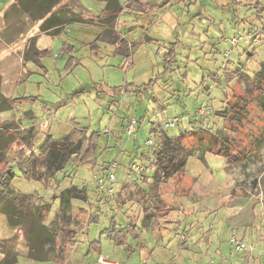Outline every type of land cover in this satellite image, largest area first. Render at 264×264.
<instances>
[{"label":"rangeland","instance_id":"rangeland-1","mask_svg":"<svg viewBox=\"0 0 264 264\" xmlns=\"http://www.w3.org/2000/svg\"><path fill=\"white\" fill-rule=\"evenodd\" d=\"M66 1L59 9H70L71 18L86 23L67 24L52 37L41 35L39 22L18 0H2L0 11L11 2L13 14L0 20L6 23L0 30V110L7 99L15 102L0 111V128L9 123L20 124L21 133L33 128L28 155H39L48 137L58 140L75 129L99 134L93 164H69L48 183L29 182L12 166L15 191L49 207L46 225L59 212L60 192L71 186L88 196L87 203L72 202L73 215L84 209L97 222L72 238L75 246L38 262L29 258L22 231L9 227L0 214V251L13 248L16 264H104L101 259L109 264H264V143L252 146L264 137V82L255 81L257 87L251 82L264 66V12L256 9L257 1H142L154 7L153 13L119 16L112 28L120 38L116 44L112 29L105 35L98 20L104 2ZM127 1L119 3L125 7ZM259 2L264 7V0ZM33 36L36 42L41 37L37 48L48 51L39 64L23 60V48ZM236 97H245L249 106L242 124L231 126L239 130L236 144L255 154L233 163L210 154L201 162L195 154L184 173L160 183L154 165L161 135L222 129ZM133 120L136 130L129 135ZM19 150L24 149L17 144L14 151ZM8 159L0 170H8L14 161ZM132 164L144 173L133 174ZM110 174L118 180L113 187ZM100 180L112 188L110 195L100 189ZM153 204L180 209L160 223L159 234L146 212ZM132 221L136 237L130 234L127 245H116L106 234L112 223L124 229ZM232 238L254 251L235 252ZM64 241L60 232L59 242Z\"/></svg>","mask_w":264,"mask_h":264},{"label":"trees","instance_id":"trees-1","mask_svg":"<svg viewBox=\"0 0 264 264\" xmlns=\"http://www.w3.org/2000/svg\"><path fill=\"white\" fill-rule=\"evenodd\" d=\"M63 1L18 0L19 7L24 8L28 12L33 22L44 21L41 25L42 32H48L53 29L50 32L51 36L59 35L62 32V28L67 24L84 23L81 18H71L70 14L72 13L69 11L70 9L68 11L63 9L57 10ZM98 1L106 3L103 13L98 17L105 35L109 31L108 29L115 28L116 20L125 11L151 16L154 8L142 2L147 0H128L125 7L120 5L119 0ZM256 1V9L259 13H263L264 7L260 4L259 0ZM54 10L56 12H53ZM105 35H101L100 38ZM112 37L115 38L114 44L120 40L115 34L114 29H112ZM36 43V38H33L24 53V61L30 60L35 64H39L41 58L47 55L48 51H40L37 49ZM170 58L171 56L167 57V64ZM238 78L241 81L245 79L241 75ZM256 78L258 79L251 81L255 87H257L255 81H258L257 83L259 84L264 82V66ZM245 80H249V77ZM230 82L231 79H227V83ZM138 92L140 93V91ZM246 93L252 92L248 91ZM227 96L231 97V93ZM24 101L27 102L29 99L26 98ZM14 102L13 99H10L8 101L9 106L12 107ZM260 106L264 112V97ZM248 107L245 97H236L234 101L231 100L225 111L223 128L217 131L203 130L198 135L194 132H188L180 134L177 137H169L165 134L161 135L160 147L155 153L154 165L158 181L165 184L167 181L173 180L184 173L183 171L187 166L188 159L195 157V154H197V159L201 162L206 161V156L210 154L225 157L231 163L240 158L247 160V156L255 154L252 148L249 150L244 147V150H238L241 147L236 144L238 142V138L236 137L239 134V130L237 128L232 129L231 127L234 126L235 122L242 124ZM21 129L20 124L17 123L5 124L0 128V165L9 160L8 158L14 159L15 155H17L16 159L9 164L10 169L0 170V214L4 216L6 224L9 227L22 231L28 246L29 258L41 262L48 260L52 254H63L65 250L75 246L72 238L76 235L85 234L87 226L91 223H96L97 218L95 215H90L84 209H79L78 214L73 215L72 202L81 201L87 203L88 196L84 190L71 186L60 192L59 197H57L60 207L59 212L56 219L50 225H46L45 216L49 212V207L47 205H36V197L33 195L17 193L15 191L13 182L16 179V175L12 166L16 164L19 170H21L23 178L29 182L48 183L58 173L64 171L69 164L75 166L93 164L99 134L92 133L90 136H87L82 130L75 129L58 140L48 137L39 155H36L34 152L28 155L25 152L32 149L35 133L33 128L23 133H21ZM254 142L257 144H253L252 146L260 148L261 143H264V137L262 139H258L257 137ZM17 144H20L24 150L14 151V147ZM245 151L249 153L245 154ZM176 211H180V209L175 204L170 207L168 206L166 210H162L161 207L154 206V204L146 209L147 214L149 213L148 218L153 224L156 234L162 231L160 223L162 221L167 223L172 213ZM181 212L184 211L182 210ZM134 227L135 223L133 221L132 225L124 229H118L116 224L112 223L111 227L106 230V234L116 245L125 246L130 234L133 238L136 237ZM60 232L65 234L64 244L59 242ZM131 250L129 247V251ZM0 255V264L17 263V254L13 248L8 247V249L0 251Z\"/></svg>","mask_w":264,"mask_h":264},{"label":"built area","instance_id":"built-area-1","mask_svg":"<svg viewBox=\"0 0 264 264\" xmlns=\"http://www.w3.org/2000/svg\"><path fill=\"white\" fill-rule=\"evenodd\" d=\"M201 114L202 115H207L208 111H202ZM171 126H174V124H171ZM135 130H136V121L133 120L132 123L128 127V130H127L128 134L132 135L135 132ZM151 143L152 142H149L148 144H151ZM130 170L136 176H141L144 173L143 168L141 166L137 165V164H132L131 167H130ZM117 182H118V180L115 177V175L114 174H110V176L108 177V184L113 187V185H116ZM98 183H99L100 189L106 190L105 191L106 193H108V192L111 193L112 192V190H111L112 188L106 189L105 184L107 185V183L104 182L103 180H100ZM230 244L233 247L234 251L237 252V253H247V252L248 253H252L254 251V249H253V247L251 245H249L248 243H246L244 241H239L236 238H232L230 240ZM101 262L104 263V264H109V263H106L105 260H103V259H101Z\"/></svg>","mask_w":264,"mask_h":264},{"label":"crops","instance_id":"crops-1","mask_svg":"<svg viewBox=\"0 0 264 264\" xmlns=\"http://www.w3.org/2000/svg\"><path fill=\"white\" fill-rule=\"evenodd\" d=\"M2 2V0H0V4H2L1 3ZM67 1L66 0H64L63 1V3L61 4V5H63V4H65ZM105 3V2H104ZM106 4V3H105ZM1 6V5H0ZM106 6V5H105ZM61 6H59V8H60ZM59 8H57V10L59 9ZM2 12V13H1ZM74 12V14H76L77 12H76V10L75 11H73ZM12 13V4H11V2H8L7 4H4V7H3V11H0V20H2V19H5V21H6V18L7 17H9L10 16V14ZM71 13H72V11H71ZM2 14L4 15V17H2ZM13 14V13H12ZM81 20H83V18H81ZM5 21L4 22H2V23H0V24H2V26H0V30H2V28H4V27H6V23H5ZM85 21V23H86V19H84L83 20V22ZM43 22L44 21H40L39 22V25H38V27H39V29H38V31L41 33V35H46V36H50V32L53 30V29H51V30H49L48 32H42V30H41V25L43 24ZM84 23V24H85ZM78 24H83V23H78ZM65 27V26H64ZM64 27L62 28V30L64 29ZM61 34V33H60ZM59 34V35H60ZM59 35H57V36H59ZM52 37H56V36H52ZM33 38H36L35 36H33L31 39H33ZM40 39H41V37H39V39H38V36H37V43H36V46H38V44H39V41H40ZM29 46V45H28ZM28 47L25 45V47L23 48V53H25V51H26V49H27ZM38 49V48H37ZM41 51V50H40ZM25 68V67H24ZM1 78V77H0ZM0 83H1V80H0ZM10 99H7L6 101H7V104H6V106L5 107H3V109H1L0 111H6V110H8L9 108H10V106H9V103H8V101H9ZM1 103L0 104H2V101H0Z\"/></svg>","mask_w":264,"mask_h":264}]
</instances>
